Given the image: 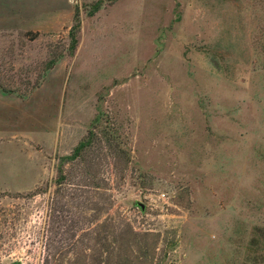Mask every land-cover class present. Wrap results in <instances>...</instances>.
Instances as JSON below:
<instances>
[{"label":"rangeland","instance_id":"1","mask_svg":"<svg viewBox=\"0 0 264 264\" xmlns=\"http://www.w3.org/2000/svg\"><path fill=\"white\" fill-rule=\"evenodd\" d=\"M0 264H264V0H0Z\"/></svg>","mask_w":264,"mask_h":264},{"label":"trees","instance_id":"2","mask_svg":"<svg viewBox=\"0 0 264 264\" xmlns=\"http://www.w3.org/2000/svg\"><path fill=\"white\" fill-rule=\"evenodd\" d=\"M77 29H78V23L75 26H73L71 28V30H70V32H71L70 33V35H71L70 36L71 37L70 48L71 49H74V46L76 44L75 32H76ZM88 143H89L88 141H84V142L81 141V142H79V144L74 148L73 154L71 156H69V157H65L63 160H68V159L74 160V159H76L79 156L80 152L83 151L84 148L87 147Z\"/></svg>","mask_w":264,"mask_h":264},{"label":"built area","instance_id":"3","mask_svg":"<svg viewBox=\"0 0 264 264\" xmlns=\"http://www.w3.org/2000/svg\"><path fill=\"white\" fill-rule=\"evenodd\" d=\"M160 197H161L162 199H164L165 195L163 194V195H161Z\"/></svg>","mask_w":264,"mask_h":264}]
</instances>
